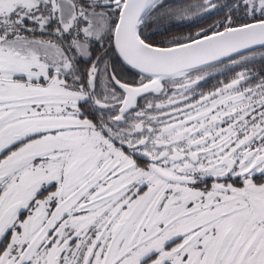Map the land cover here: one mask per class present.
Masks as SVG:
<instances>
[{"label":"snow or ice","instance_id":"6c2138e0","mask_svg":"<svg viewBox=\"0 0 264 264\" xmlns=\"http://www.w3.org/2000/svg\"><path fill=\"white\" fill-rule=\"evenodd\" d=\"M0 264H264V0H0Z\"/></svg>","mask_w":264,"mask_h":264},{"label":"flooded vegetation","instance_id":"af4514ba","mask_svg":"<svg viewBox=\"0 0 264 264\" xmlns=\"http://www.w3.org/2000/svg\"><path fill=\"white\" fill-rule=\"evenodd\" d=\"M162 24H164V23H166V21H164V22H161ZM158 38V37H157ZM237 70H239V69H237ZM224 77L223 76H220V77H217V79H223ZM212 83H215V81L213 80V81H210L209 82V85H205V87H208V86H210Z\"/></svg>","mask_w":264,"mask_h":264}]
</instances>
